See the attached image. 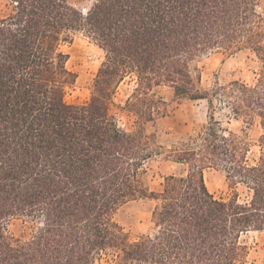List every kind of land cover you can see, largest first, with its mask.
<instances>
[{
	"label": "trees",
	"instance_id": "trees-1",
	"mask_svg": "<svg viewBox=\"0 0 264 264\" xmlns=\"http://www.w3.org/2000/svg\"><path fill=\"white\" fill-rule=\"evenodd\" d=\"M5 0L0 15V264H254L245 237L264 231V14L261 0ZM103 51L89 101L69 103L77 81L64 46L79 34ZM242 50L262 62L252 80L201 86L192 63ZM130 75L137 128L119 127L110 107ZM158 87L206 100L209 123L170 149L145 125L166 113ZM258 121L260 153L246 130ZM158 155L181 171L151 190ZM222 167L232 195L216 197L205 170ZM156 201L150 232L132 237L117 221L126 204ZM38 224L29 239L10 220Z\"/></svg>",
	"mask_w": 264,
	"mask_h": 264
},
{
	"label": "rangeland",
	"instance_id": "rangeland-1",
	"mask_svg": "<svg viewBox=\"0 0 264 264\" xmlns=\"http://www.w3.org/2000/svg\"><path fill=\"white\" fill-rule=\"evenodd\" d=\"M94 0H80L83 10L92 5ZM5 0H0V15L6 9ZM259 10L264 14V0H261ZM69 54L68 67L77 73L76 83L66 94L69 103L81 104L90 100L95 77L105 59V52L90 37L84 33L77 34L72 42L64 46ZM262 62L250 50L235 53L211 51L197 57L192 63V71L200 77L201 86L210 89L216 81L244 79L252 81L259 76ZM137 86V78L128 76L118 87L110 107L119 127L125 130H135L138 126L136 115L128 108L127 101ZM158 96L165 101L166 113L145 125L147 133H155L157 142L170 149L180 141L202 131L209 123V107L206 100H191L177 98L169 87H158ZM223 125L230 130L241 132L246 130V137L252 142V157L258 156L259 138L262 133L258 121L251 124L243 120L224 119ZM181 171V167L164 160L158 155L150 161L147 182L151 190L159 191L165 177ZM205 180L209 190L218 198L228 199L232 195L226 171L222 167H211L205 170ZM156 201L142 198L123 206L116 214L117 221L130 232L132 237L150 232L153 228L152 212ZM38 224L31 218L20 217L10 220L9 233L16 238L29 239L36 233ZM250 246V261L254 264H264V231L250 232L246 237Z\"/></svg>",
	"mask_w": 264,
	"mask_h": 264
}]
</instances>
